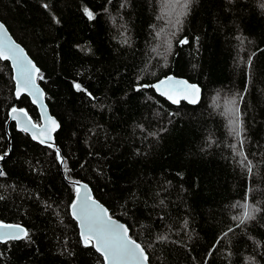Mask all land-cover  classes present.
<instances>
[{
    "label": "trees",
    "instance_id": "trees-1",
    "mask_svg": "<svg viewBox=\"0 0 264 264\" xmlns=\"http://www.w3.org/2000/svg\"><path fill=\"white\" fill-rule=\"evenodd\" d=\"M180 12L175 0H0L60 124L52 146L16 128L13 108L40 117L0 60V224L27 233L0 243V264H103L70 214L78 184L150 264H264V0ZM170 75L200 102L156 95ZM244 204L255 211L241 224Z\"/></svg>",
    "mask_w": 264,
    "mask_h": 264
},
{
    "label": "snow or ice",
    "instance_id": "snow-or-ice-1",
    "mask_svg": "<svg viewBox=\"0 0 264 264\" xmlns=\"http://www.w3.org/2000/svg\"><path fill=\"white\" fill-rule=\"evenodd\" d=\"M176 4L181 6V12L179 16L187 14L188 5L191 3V0H175ZM86 15L89 19H92V13L85 9ZM177 24L180 23L179 17L177 18ZM181 43H187V40L181 41ZM12 59L16 67L18 76L17 79V92L16 95L19 97L22 90H35V80L39 75V69L32 64L30 60L25 56L24 51L18 45L13 43L9 38H7V33L4 30V25L0 24V60ZM251 61H249V64ZM172 78L169 77L168 81H171ZM167 81H161L160 84L156 85L158 91L161 92V95L167 96L172 103H178V98H175L174 95L168 90H161V85L166 84ZM177 85V93H182L184 90H190L192 93H198L199 89L194 85H188L183 81L175 82ZM77 90H81L80 86L76 85ZM184 98H188L184 96ZM190 103H194V99H189ZM235 103V100H233ZM15 108L12 109V112H16ZM238 112L239 110L236 109ZM26 115V113L24 114ZM15 118V117H13ZM237 116V121H238ZM31 123V121H29ZM235 123V122H234ZM52 124L55 125V121H52ZM36 125H32V128H35ZM239 125L236 123V128L238 129ZM22 131H29L27 127H22ZM52 130H55L53 127ZM48 129H44L41 135H44ZM235 134L239 136V131H235ZM34 139L37 137L34 135ZM51 139L50 136L47 137ZM43 142V141H41ZM241 141V145H242ZM235 147V146H233ZM244 160L247 157L244 156L243 152L238 153ZM2 158V157H0ZM248 171L251 173L252 167L249 162ZM2 174V173H0ZM73 209V216L76 218L81 226V238L86 247L92 245L95 247L96 251L100 253L103 257V264H148V257L145 255V251L139 243H136L128 235V229L123 225L117 224L115 221L111 220L107 212L100 208L94 200H91V197L85 195L83 199L80 197V189L77 188V201L73 202L71 205ZM243 216L242 217H233V219L238 220L239 223H244L246 219H252V212L255 210H250L247 204L243 205ZM0 229H4L0 233V241L6 239H19L21 238V233L27 235L24 232V229L20 228L18 225H5L0 224ZM231 231V229H229ZM226 235V234H225ZM160 239H166V237H161ZM94 242V244H93Z\"/></svg>",
    "mask_w": 264,
    "mask_h": 264
},
{
    "label": "water",
    "instance_id": "water-1",
    "mask_svg": "<svg viewBox=\"0 0 264 264\" xmlns=\"http://www.w3.org/2000/svg\"><path fill=\"white\" fill-rule=\"evenodd\" d=\"M0 24L4 25L1 22H0ZM4 30L7 33V38H9L13 43H15L20 48H22L23 51H24L25 56L37 68L36 64L29 57V55L27 54L26 50L18 42H16L14 40V38L12 37V35L10 34V32L8 31V29L6 28L5 25H4ZM4 61H7L10 64V67L12 69L13 81L15 83V96L18 97L16 95V92H17V79H16V77L18 76L16 67H15L14 62H13L12 59L4 60ZM169 77L172 78L171 81H168V78ZM161 81H167L166 84L161 85V90L162 91L163 90L170 91L174 95L175 98H178V100H179L178 103H172V101L169 100L167 98V96L161 95V92L157 90V88L155 86L158 85V84H160ZM177 81H183V82H185L188 85H194L196 88L199 89V92L198 93H192L190 90H184L182 93H177V91H176L177 85L175 84V82H177ZM151 87H152V89H153V91H154V93L156 95H158L159 97L163 98L166 102H168L171 105H178L179 103L184 102V103H187L189 105L195 106V105H197L200 102V100L202 98V89L198 85H196L194 83H191V82H189L186 79L178 78V77H175V76H172V75L167 76L165 78H162V79L156 81L155 83L152 84ZM23 95H25L26 97H28L30 99V101H31V104L37 109L38 114H39V117H40V125H36L35 128H32V125L34 123L31 121V119L28 117L27 114L24 115L26 112L23 111V110H21V109H16L17 111L15 113L11 111L10 112V115H9L10 120L13 121L16 124V128L19 131H22L21 130L22 127H27L29 129V131H27V132L22 131V132H24L25 134H27L28 136H30V138L33 141H35L37 143H40L42 145H48V146L54 145V143H55V138L54 137H55V134H56V132L58 131V129L60 127V124H59L58 120L54 116H52L50 114V111H49V109H48V107L46 105V102H45V94H44V91L40 87V85L37 83V78L35 80V90H32V91L22 90L21 93H20V95H19V97L20 96H23ZM184 96H187L188 98L186 99V98H184ZM189 99H194L195 102L194 103H190L189 102ZM13 117H15V118H13ZM29 121H31V123H29ZM52 121H55V125L52 124ZM53 127L55 128V130H52ZM46 128L48 129V131L46 133H44V135H41V133L43 132V130L46 129ZM34 135L37 137L36 139L33 138ZM48 136H50L51 139H48L47 138ZM41 141H43V142H41ZM78 188L80 189V197H81V199H83L85 197V195L90 196L91 197V200H94L96 202V204L100 206V208L104 209L107 212V215H108V217L111 220L115 221L117 224H120V225H123L124 227H126L122 222H120V221H118L116 219H113V218H111L109 216L107 209L102 204H100L98 201H96L93 198L92 193H91V191H90V189L88 188L87 185H85V184H78ZM75 201H77V192L75 194V198H74V201L73 202H75ZM70 214H71V217L77 223L78 230H79V236L81 238V226H80L78 220L76 218H74V216H73V209H72V207H70ZM5 225H13V224H5ZM19 227L22 228V229H24V232H26V229L25 228H23L22 226H19ZM3 231H6V230L0 229V233H2ZM24 238H25V235H23V233H21V238H19V239H11V238H9V239H6L4 241H0V243H4V242H7V241H19V240H22ZM81 240H82V238H81ZM93 244H94V242H93ZM94 249H95V247H94ZM145 255H146V253H145ZM148 264H150V263L148 262Z\"/></svg>",
    "mask_w": 264,
    "mask_h": 264
}]
</instances>
